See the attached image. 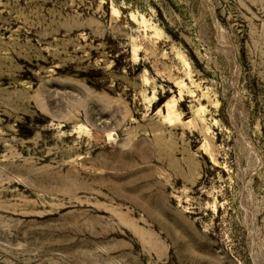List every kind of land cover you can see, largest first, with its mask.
<instances>
[{"label":"rangeland","instance_id":"rangeland-1","mask_svg":"<svg viewBox=\"0 0 264 264\" xmlns=\"http://www.w3.org/2000/svg\"><path fill=\"white\" fill-rule=\"evenodd\" d=\"M0 264H264V0H0Z\"/></svg>","mask_w":264,"mask_h":264}]
</instances>
